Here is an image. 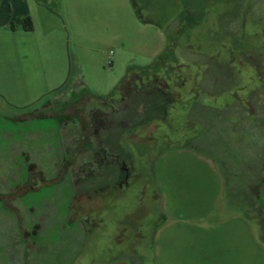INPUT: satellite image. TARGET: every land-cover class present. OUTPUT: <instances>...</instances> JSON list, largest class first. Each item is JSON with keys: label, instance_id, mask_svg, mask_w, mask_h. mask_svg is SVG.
I'll return each mask as SVG.
<instances>
[{"label": "rangeland", "instance_id": "374dc122", "mask_svg": "<svg viewBox=\"0 0 264 264\" xmlns=\"http://www.w3.org/2000/svg\"><path fill=\"white\" fill-rule=\"evenodd\" d=\"M263 67L264 0H0V264H264Z\"/></svg>", "mask_w": 264, "mask_h": 264}, {"label": "flooded vegetation", "instance_id": "af4514ba", "mask_svg": "<svg viewBox=\"0 0 264 264\" xmlns=\"http://www.w3.org/2000/svg\"><path fill=\"white\" fill-rule=\"evenodd\" d=\"M144 2H145V0H135V4L138 7L142 4H144ZM177 10L178 9L173 11L174 16L178 15L177 13L180 12L179 17L181 19H183V21H184V19H187V17H189V16H187V14H185L184 10H182V11H177ZM162 58L159 59L158 61H156L158 64V66L156 65L157 66L156 68L158 70H155L156 69L155 68L154 71H152L153 72L152 75L150 74V71L148 72L150 77L140 76L139 80L137 81L138 83H135V85H134L133 82H130V85L128 87H126V89H125V87L123 88V85H122V87L119 89L120 93H118L120 95H118V96L119 97H123V96L130 97L133 94V91L138 86H143L144 83H150V82L155 83L156 82L160 86L162 83H165V79H164L165 76L164 75L158 76V74L156 73L157 71H159L161 69L159 66V63L161 61H163ZM164 70H166V68ZM155 76L161 78V80L156 81ZM123 83H125V82H123ZM121 90H123L124 92L122 93ZM79 98L80 97H67V98L62 97V99H60V100L53 99L52 103H48V105L50 107L52 106L55 108L54 113L52 115L58 121L59 126L61 128L64 127L63 130H61V128L59 127L60 128L59 130L62 131L61 134L59 133V140L63 142L62 147H63V149H65L64 152H66V153H64V156L62 159V164H64V165L67 164L66 167H64V173H67L68 171L73 170L72 168H74V166L76 164V158L75 157L78 156L83 151L81 149L88 142V138H86L87 133H88L87 121H86L87 117L85 116L86 105L81 106V108L78 107V105H74V103L79 102V100H80ZM160 101L162 102V98H160ZM100 102L102 105H104L102 110H105L107 112V114L114 113L116 116L119 115L120 110L118 108L117 102L115 104L111 103L110 105H107L109 103H106V102H102V101H100ZM71 106H73V107L71 108ZM144 108H145V104H143V106H142V109H144ZM69 109H73V111L69 112ZM138 111L139 110H133L132 108L128 109L126 111V114L121 116L122 118L117 121L118 126L119 127L123 126V128H124L125 125H122V124H127V120L129 118L133 117L134 115H137ZM255 115H258V113H255ZM70 121H72L73 124H71L70 127H67L66 125ZM72 153H73V156H71ZM75 169H77V167ZM125 169L127 171V167ZM117 171H118V168H117ZM117 171H116V176H113L114 178L112 181H114V185L111 184L113 186H116L115 185V181H116L115 179L118 180L120 178V177H118L120 174V171L118 173H117ZM114 175H115V173H114ZM128 175H129V173H128ZM83 178L84 177H83L82 173H79V174L75 175V177H74V179H78V180H83ZM126 178H127V176H126Z\"/></svg>", "mask_w": 264, "mask_h": 264}, {"label": "crops", "instance_id": "0c3cea01", "mask_svg": "<svg viewBox=\"0 0 264 264\" xmlns=\"http://www.w3.org/2000/svg\"><path fill=\"white\" fill-rule=\"evenodd\" d=\"M183 21V20H182ZM15 29V28H14ZM262 66V65H261ZM263 69H264V67H263ZM86 228V226L83 224V225H81L80 226V228ZM31 253H29V252H26L25 251V253H24V251L22 252L21 251V253H20V259H19V262H18V264H36V261H35V259L33 258V257H31V255H30ZM88 256H89V254H88ZM88 256H86L85 257V263H87V264H89V263H91L92 261H93V259H91V258H88ZM79 257V258H78ZM82 257V254H79L78 256H76L75 254L73 255V257H70V256H66V257H64V259L66 260V261H70V260H72L74 263L73 264H77L75 261L76 260H79L80 258Z\"/></svg>", "mask_w": 264, "mask_h": 264}, {"label": "trees", "instance_id": "16d2710c", "mask_svg": "<svg viewBox=\"0 0 264 264\" xmlns=\"http://www.w3.org/2000/svg\"><path fill=\"white\" fill-rule=\"evenodd\" d=\"M23 28H24L25 30H27V31L32 30V21H31V19H30L29 16H25V17L23 18ZM162 57H163V54H162V55H159L157 59H161ZM150 65H151V64H150ZM150 65H147V67L150 66ZM145 68H146V66H145ZM124 79H125V78H124ZM124 79H122V82H121V83L124 82ZM113 93H114V91L112 92V95H113Z\"/></svg>", "mask_w": 264, "mask_h": 264}]
</instances>
